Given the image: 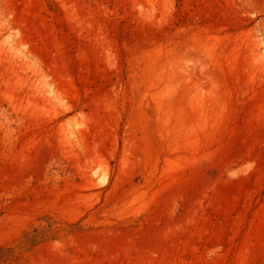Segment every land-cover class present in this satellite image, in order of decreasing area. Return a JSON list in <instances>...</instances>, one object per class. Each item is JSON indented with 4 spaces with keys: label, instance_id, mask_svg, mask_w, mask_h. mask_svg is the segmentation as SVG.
Returning a JSON list of instances; mask_svg holds the SVG:
<instances>
[{
    "label": "rangeland",
    "instance_id": "rangeland-1",
    "mask_svg": "<svg viewBox=\"0 0 264 264\" xmlns=\"http://www.w3.org/2000/svg\"><path fill=\"white\" fill-rule=\"evenodd\" d=\"M0 264H264V0H0Z\"/></svg>",
    "mask_w": 264,
    "mask_h": 264
}]
</instances>
